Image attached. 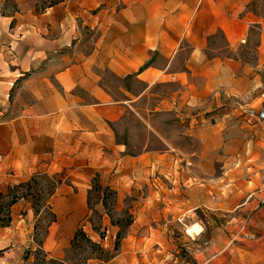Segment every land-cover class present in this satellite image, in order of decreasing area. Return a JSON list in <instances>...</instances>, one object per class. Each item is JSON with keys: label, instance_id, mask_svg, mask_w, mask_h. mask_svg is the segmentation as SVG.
Here are the masks:
<instances>
[{"label": "crops", "instance_id": "0c3cea01", "mask_svg": "<svg viewBox=\"0 0 264 264\" xmlns=\"http://www.w3.org/2000/svg\"><path fill=\"white\" fill-rule=\"evenodd\" d=\"M263 78L264 0H0V191L69 149L86 157L91 145L121 150L127 138L145 149L152 133L173 147L182 128L197 139L215 129L200 116L260 99ZM154 159L127 156L128 190H178L163 188ZM260 185L258 173L259 203Z\"/></svg>", "mask_w": 264, "mask_h": 264}, {"label": "rangeland", "instance_id": "374dc122", "mask_svg": "<svg viewBox=\"0 0 264 264\" xmlns=\"http://www.w3.org/2000/svg\"><path fill=\"white\" fill-rule=\"evenodd\" d=\"M57 1L37 0V5ZM260 87L264 91V78ZM251 105L264 107V95L253 103L230 99L200 116L215 129L200 131L197 139L179 127L169 135L173 147L160 145L152 133V146L145 149L127 138L121 150L91 145L86 157H78L69 149L70 157L64 151L55 158L63 162L41 165L23 181L36 178L30 187L18 182L0 191L6 194L0 195L2 215L15 198L9 225L0 226V264H264V214L256 195L264 129L248 117ZM202 139L218 146L202 147ZM145 151L155 155L163 188L178 190L127 189L133 167L126 158ZM78 186L86 187L82 196L74 195ZM176 199L182 207H164ZM49 207L56 213L51 224ZM191 226L201 232H189Z\"/></svg>", "mask_w": 264, "mask_h": 264}, {"label": "trees", "instance_id": "16d2710c", "mask_svg": "<svg viewBox=\"0 0 264 264\" xmlns=\"http://www.w3.org/2000/svg\"><path fill=\"white\" fill-rule=\"evenodd\" d=\"M38 177V176H37ZM36 178H33V179H30L28 182H22V183H19L18 186H26L31 183V182H35ZM30 187V186H29ZM9 190L11 191V187L9 188ZM1 196H4L6 194H2L0 193ZM17 197H20V198H24L25 195H20V196H17ZM15 203V198L14 196L12 197V199L7 203V213L5 215H2L4 214V211L0 208V226H7L9 225L10 221H11V216H10V207ZM49 215H50V219H49V222L48 224H51L52 222H55L56 220V213L53 212L51 210V207H49ZM35 210V213L36 215L39 214V210L38 209H34ZM79 233H82L83 231L79 230L78 231ZM77 236V234H76ZM75 238V237H74Z\"/></svg>", "mask_w": 264, "mask_h": 264}, {"label": "built area", "instance_id": "2783aa9c", "mask_svg": "<svg viewBox=\"0 0 264 264\" xmlns=\"http://www.w3.org/2000/svg\"><path fill=\"white\" fill-rule=\"evenodd\" d=\"M247 115L250 119L257 121L264 129V107H250L247 111ZM260 180V203L264 204V164L260 169Z\"/></svg>", "mask_w": 264, "mask_h": 264}, {"label": "bare ground", "instance_id": "6f19581e", "mask_svg": "<svg viewBox=\"0 0 264 264\" xmlns=\"http://www.w3.org/2000/svg\"><path fill=\"white\" fill-rule=\"evenodd\" d=\"M188 231L191 233L199 234L201 232V227L200 226H191V227H188Z\"/></svg>", "mask_w": 264, "mask_h": 264}]
</instances>
